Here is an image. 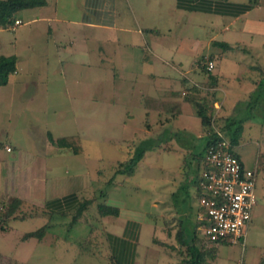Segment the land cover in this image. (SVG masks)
I'll return each mask as SVG.
<instances>
[{
	"label": "crops",
	"instance_id": "crops-1",
	"mask_svg": "<svg viewBox=\"0 0 264 264\" xmlns=\"http://www.w3.org/2000/svg\"><path fill=\"white\" fill-rule=\"evenodd\" d=\"M176 29L179 32L175 34ZM5 30L17 35L11 41L15 44L13 52L0 54L15 56L14 73L21 69L18 47L23 43L35 49L32 63L24 67L20 78L10 74L7 83L0 87L11 83H21L27 88L31 85L42 87L49 81L50 74L57 73V77L65 79L67 75L75 76L78 69L84 68L104 78L109 75L111 90L118 92L114 97H107L106 85H101L97 79L99 85L94 86L99 91L98 98L87 97L90 104L127 110L132 103L135 107L141 103V120L131 110V114L126 113L129 122L123 119L124 143L117 145L119 156L111 160L116 170L132 155L137 132L140 131L145 139H157L167 129L192 132L180 122V117L196 115V108L204 104L206 95L213 101V110L208 113L212 111V115L216 116L222 106L226 107V114L234 108L236 99L250 92L244 90L242 87L245 84L235 78L234 67H246L242 61L246 57L243 52L253 50L255 53L260 49L264 56V0H43L42 4L18 10L10 25L0 26V32ZM172 37L178 38L173 42L176 43L173 49L170 46ZM224 43L230 48L222 46ZM170 49L174 54L170 53ZM176 54L177 60H171ZM208 61L214 64L211 71L206 68ZM261 67H264L263 63ZM32 77H36V81L30 80ZM257 82L252 81L253 89ZM76 83L80 82L76 80ZM63 84L67 91L72 85ZM137 85L142 90L137 91ZM136 92L141 94L140 99ZM175 92L184 97L178 98ZM212 127L217 129L214 123ZM208 132V127L200 123V131L193 132V135L202 139ZM68 135L80 137L83 152L74 154L68 149H54L52 146L51 155L55 156L52 168L58 165L60 156L91 157L83 145L84 133L77 131ZM5 150L12 152V147L6 145ZM193 150L165 140L146 150L132 173L121 174L118 178L116 176L120 174L116 173L111 183L100 177L93 180L89 167L74 168L64 157L60 162L62 167L59 170L49 167L55 171L54 175L49 178L43 176L39 183L35 175L42 170L41 167L48 173L47 161H34L28 165L31 175L28 186L24 183L26 178L20 177L21 182L11 193L21 199V205L27 202L37 204L40 211L55 217L46 230L59 224L60 219L72 218L77 207L86 201L75 224L87 218H98L103 225L101 228H106L104 232L115 264H183L190 253L175 238L179 219L185 216L188 220L197 247V242L204 240L200 207L189 205L186 209H179L174 200V194L186 179L184 156L188 152L192 156ZM201 151L198 148L194 153ZM161 153L174 154L177 159L175 166L147 158L150 154L159 157ZM155 168L162 175L156 177V183H153ZM139 169L142 180L147 181L146 186L129 182L136 175L135 170ZM97 173L100 176L101 170L98 169ZM2 178H5L4 175ZM102 182L111 185V188L100 192ZM191 189L195 196L196 185L191 186L189 191ZM177 198L180 203L182 197ZM101 203L115 208L116 217L108 219L102 216L98 208ZM163 205L174 210L170 211L171 215L169 213L165 217ZM161 216L168 221L170 229L160 222ZM111 223H114L113 229L109 228ZM148 231L153 233V242L142 241V236ZM261 239H264L263 232ZM253 246L255 250L259 248L257 264H264V245ZM217 251L218 248L211 252L209 259L205 257L204 264H218ZM242 264L255 263L252 259Z\"/></svg>",
	"mask_w": 264,
	"mask_h": 264
},
{
	"label": "rangeland",
	"instance_id": "rangeland-1",
	"mask_svg": "<svg viewBox=\"0 0 264 264\" xmlns=\"http://www.w3.org/2000/svg\"><path fill=\"white\" fill-rule=\"evenodd\" d=\"M178 32L179 29L174 31L175 34ZM15 38H17V35L9 30L0 32V54L7 55L13 52L15 44L11 41H14ZM172 38L170 39L171 49L176 46V43L173 42L178 39L177 37ZM202 46L205 48L203 44ZM18 48H20L21 69L14 73L18 77L17 79L20 78V74H23L24 67L32 63L35 47L31 49V47L28 48L22 43L21 47ZM171 49L170 53L174 54ZM243 53L246 57L242 61L246 67L243 69L241 68L242 66L234 67V71L236 70L235 78L245 84V87L243 86L242 88L248 92L254 87L252 81L256 82L263 75L261 74V63L264 64V56L261 55L260 49L255 51V53L253 50ZM176 55L171 60H177L178 55ZM53 77L57 78V80H53ZM48 79L49 81L42 87L31 85L27 88L26 85L21 83L15 85L11 83L6 87H0V264H115L111 247L104 232L106 228H101L103 225H101L98 218H87L86 221H79L75 224L72 215V218L70 216L66 219L58 220L59 224L51 225L46 230L47 226L55 221V217L48 216L45 212L40 211L37 204L27 202L21 205L20 202V205L15 208L13 215H7L10 203L16 198V195L11 192L21 182L20 177L26 178L24 183L26 187L28 186L29 177L31 176L28 169L30 168L29 164L39 160L44 163L47 161L48 173L43 171V167H41L42 170L35 175L38 182L45 175L47 178L54 175L55 171H51V168L54 164V162L52 164V161H54L55 156L51 155V151L53 148L56 149V146L51 142L50 137L56 138L57 136H68V134H74L77 131L82 132L85 134L83 145L91 155V157L86 156L84 158L83 156L72 157L71 155L68 157L60 156L61 160H59L58 165L54 166L55 168H52L53 170H59L62 167L60 162L62 157H64L63 159H67L68 165L70 164L74 168L76 166H79V169H81V166L89 167V174L93 180L100 177L111 183L117 170L114 167L115 163L111 160L119 156L120 148L117 145L124 143L123 138L125 135H122L123 119L129 122V116L126 113H130V110L131 113L136 114L139 120H141V115L143 114L140 102L138 105L136 103L137 107H135V103H132V106L130 108L127 107V110L107 105L103 106V104H90V97L98 98L99 91L94 86L99 85L97 79L100 80L101 85H106L107 97L109 95L114 97L118 93L111 90L109 75H105L104 78L100 75H94L90 70L87 71L84 68H80L75 72V76L69 74L63 79L60 76L57 77V73H54L53 76L51 74L48 75ZM104 79L106 82L103 81ZM30 80L36 81V77L30 78ZM76 80L80 83H76ZM65 82L72 84L71 86L69 85L68 91L64 87L63 83ZM140 87V85H137V91L142 90V87ZM248 94L236 99L237 108L228 109L229 111L226 114L224 111L227 109L222 106L223 109L214 117V126L217 129L223 124L225 116L241 117L248 115L247 111L249 110L244 104L249 99ZM136 95L140 99L141 94L136 92ZM174 95L178 98L184 97L179 92H175ZM207 96L204 97V102H207L206 105L211 108V106L213 107L212 97ZM108 101L109 99L106 102L108 103ZM263 119V116L259 117L257 112H254L253 116L243 123V130L238 143H232L233 152L239 157L243 165L254 169L256 172L254 193L257 203L251 211V219L245 230L246 237L244 236V239L236 243L228 241L212 242V245H214L212 248H208L209 244L202 239L197 242L198 247L208 259L211 252L218 248V264H242L248 263L252 259L257 264L259 248L255 250L253 245H264V239H261V232L264 233ZM181 121L192 129V132L187 131V133H192L193 135V132L200 131L199 117L195 114L182 115L180 117ZM179 131L182 130H165L164 134L161 135L165 136L166 139L157 144H161L165 140H172L175 144L181 145L172 134L175 132L179 133ZM221 132L223 133V131ZM141 136L142 133L140 131L137 132L134 140L135 148L145 140ZM225 136L229 139L228 135ZM6 145L12 147V152L5 150ZM156 146H153V148ZM165 154L161 153L159 157L150 154L151 156H147V158H150L151 161L155 160L157 163L162 161V163H167L172 167L175 166L176 156L174 154ZM190 158V153H186L184 162ZM49 167L51 168L49 169ZM98 169L101 170L100 176L97 173ZM189 169L185 162V170L189 171ZM200 169L201 163L194 165L193 169L191 166L189 174L195 178L199 175ZM140 171V169L135 170L136 175L130 178L129 182L146 186L145 182L147 181L142 180ZM119 174L116 176L117 178L122 176L121 173ZM186 174L187 172L185 176ZM2 175L5 178H2ZM160 175H162L161 171L155 168L153 183H156V177ZM31 178L33 179V176ZM103 182L101 183L100 192H105L106 188H111V185ZM149 182L152 183L151 180ZM193 191V189L189 191L190 198L187 205L192 208L199 207L197 194L193 196ZM105 207L107 206L104 203L98 205V208L103 210L100 211V214L109 217L108 219L115 218L117 210L110 207L105 209ZM180 207L182 205L179 204V209ZM163 208L165 217L170 211L171 213L174 211L167 208V205H163ZM19 209L21 210L19 211ZM165 217L161 216L160 222L162 224L165 223V227L170 229L168 221L163 219ZM42 226H46V228L41 238L34 236L24 237L26 233L35 231ZM109 228L113 229L114 223H111ZM149 233L148 231L146 235L142 236V241L149 243L154 239L153 233Z\"/></svg>",
	"mask_w": 264,
	"mask_h": 264
},
{
	"label": "trees",
	"instance_id": "trees-1",
	"mask_svg": "<svg viewBox=\"0 0 264 264\" xmlns=\"http://www.w3.org/2000/svg\"><path fill=\"white\" fill-rule=\"evenodd\" d=\"M43 0H0V26H8L14 21L15 13L26 7H31L35 5L42 4ZM222 46L226 48H230L227 44H222ZM15 63L16 58L14 55H0V85L6 84L8 81V77L10 74L15 71ZM211 71V70H210ZM261 74H263L256 84V87L251 90L248 94L249 99L244 103L249 111L247 116L235 117L232 115L225 116L223 120V124L218 128L220 131H223L224 135H228L231 143L237 144L240 138V134L243 130V123L249 120L254 112H257L259 117H264V67H261ZM207 103L200 104L196 108V115L200 118V123L203 126L208 127V134L205 138L199 139L196 138L191 133H187L186 131H179L172 133L173 136L178 139L181 145L185 148H192L193 153L190 159H186V166L190 169L187 171L186 179L179 187L177 192L174 194L175 204L177 206L182 205V208H187V202L190 198L189 189L191 186L197 185L198 176L195 178L191 176L190 170L191 166L193 169L194 165H198L199 163L205 160V152L207 147L215 142L218 137L215 132V128L212 127V123L215 121V116L212 115V111L208 113L209 110H213L212 106L209 108ZM238 103L235 104V108H237ZM251 116V117H250ZM262 125L264 127V119L262 121ZM166 139L165 136L160 135L157 139H145L141 142L133 151L132 155L126 161L120 163L119 168L116 170V173L121 174H129L132 173L137 163L143 158L146 150L152 149L153 146L158 145V142ZM51 142L59 149H68L72 151L74 154H80L83 152L81 139L78 135H68L52 138L50 137ZM201 148L200 153H194L195 149ZM193 159H195L193 161ZM195 162V163H194ZM189 175V176H188ZM182 197L181 202L178 203L177 197ZM17 198V199H16ZM10 203V209L7 212V215H13V212L16 207L20 205L21 199L16 197ZM15 201V202H14ZM86 201L82 202L76 209L75 214L73 215V222L77 220V218L81 215L83 209L86 206ZM178 203V204H177ZM100 208V206H99ZM107 207H105L106 209ZM100 211H103L99 209ZM179 229L176 232L175 238L177 242L186 247L187 251L190 253L189 258L185 260L183 264H204L205 254L195 245V237H193V233H190L189 222L185 218V216L179 219ZM46 226H42L35 231H30L25 234V238L34 236L37 238H41L45 231ZM204 242L212 245V242H208L205 239ZM214 246V245H212Z\"/></svg>",
	"mask_w": 264,
	"mask_h": 264
},
{
	"label": "built area",
	"instance_id": "built-area-1",
	"mask_svg": "<svg viewBox=\"0 0 264 264\" xmlns=\"http://www.w3.org/2000/svg\"><path fill=\"white\" fill-rule=\"evenodd\" d=\"M213 67L208 61L206 68ZM215 132L218 139L206 149L196 185L201 232L208 242L236 243L244 239L256 204V172L243 165L231 141L219 129Z\"/></svg>",
	"mask_w": 264,
	"mask_h": 264
}]
</instances>
